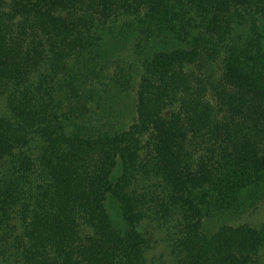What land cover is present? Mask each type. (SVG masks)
<instances>
[{
	"label": "trees",
	"instance_id": "trees-1",
	"mask_svg": "<svg viewBox=\"0 0 264 264\" xmlns=\"http://www.w3.org/2000/svg\"><path fill=\"white\" fill-rule=\"evenodd\" d=\"M0 264H264V0H0Z\"/></svg>",
	"mask_w": 264,
	"mask_h": 264
},
{
	"label": "rangeland",
	"instance_id": "rangeland-1",
	"mask_svg": "<svg viewBox=\"0 0 264 264\" xmlns=\"http://www.w3.org/2000/svg\"><path fill=\"white\" fill-rule=\"evenodd\" d=\"M210 99H212V101L214 100L211 95H210Z\"/></svg>",
	"mask_w": 264,
	"mask_h": 264
}]
</instances>
